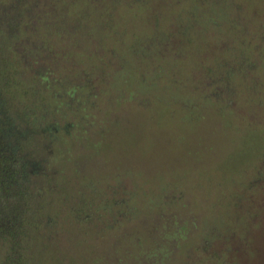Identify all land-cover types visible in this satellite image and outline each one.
<instances>
[{"label": "rangeland", "instance_id": "1", "mask_svg": "<svg viewBox=\"0 0 264 264\" xmlns=\"http://www.w3.org/2000/svg\"><path fill=\"white\" fill-rule=\"evenodd\" d=\"M207 3L216 19L209 32L219 35V44L210 43L207 28L200 31L198 53L191 50L178 64L186 80L180 73L171 75L176 85L155 82L151 68L143 66L136 73L142 63L139 54L128 44L107 45L106 29L97 40L87 37L79 45L52 37L66 58L50 49L48 60L37 50L39 30L35 35L26 30L22 43L31 70L10 76L1 70L5 101L13 99L2 107L24 130L39 123L38 134L23 144V159H41L44 167L12 192L2 184L0 171V201H12L19 209L4 208L0 214V264H23L26 259V264H123L121 258L141 264L148 252L134 246L136 234L144 227L157 234L148 224L169 220L180 210L171 202L156 208V198L188 204L210 194L212 202L226 195V179L242 185L249 167H264L258 161L264 156V0ZM133 26L138 33L137 22ZM79 48L84 57L70 52ZM93 50L97 56L90 54ZM237 60L246 69L238 81L226 76V71L243 72ZM48 61L55 68L53 79L64 85L61 90L80 86L57 103H51L54 97L44 94L34 78V67L41 69ZM195 98L200 99L196 104L185 103ZM48 124L53 133L41 134ZM220 181L224 187L216 189ZM188 209L180 212L181 221L190 218ZM198 209L193 214L197 219L202 216ZM9 218L16 220L15 231L2 224ZM196 232L193 228L191 238ZM186 250L185 261L179 253L184 250H176L175 264L194 262L196 246Z\"/></svg>", "mask_w": 264, "mask_h": 264}, {"label": "trees", "instance_id": "2", "mask_svg": "<svg viewBox=\"0 0 264 264\" xmlns=\"http://www.w3.org/2000/svg\"><path fill=\"white\" fill-rule=\"evenodd\" d=\"M207 1L209 0H0V73L2 70L6 76H10L13 71L24 73L31 70L26 47L22 43L26 30L32 29L34 35L36 29L39 30L41 38L37 50L40 49L41 54H46L48 60L51 58L50 49H54L58 56L63 55L66 58V54L51 41L52 37L67 39L71 44L79 45L81 40L87 37L97 40L99 32L106 29L108 34L104 42H111L107 45L116 47L117 43L121 46L128 44L133 54H139L142 63L134 69L136 73L144 70L143 66L145 69L151 68L155 74L153 77L155 82L176 85L178 81L171 75L180 73L178 64L187 58L191 50L198 51L196 36L200 31L207 28L210 43L219 44V37L216 36L218 34L209 32L216 19L208 10L210 6ZM135 22L138 24V33L133 31L136 29L133 26ZM131 34L134 35L130 37ZM33 50L34 48L28 52L32 53ZM70 52L80 58L86 55L81 48ZM96 52L93 50L90 54L97 56ZM235 62L233 59L232 65ZM237 62L238 66L243 68V72L231 75L226 71V76L238 77V81L242 79L241 75L243 78L246 76V69L244 71L241 62L238 60ZM53 67L49 61L41 69L34 67V74H37L34 78H39V85L44 94L48 92L54 97L51 103H57L63 101L69 92L76 93L80 86L69 85L67 90H61L64 85L53 79L55 74ZM184 75L180 73L181 80L185 81ZM208 82L212 86L215 85L211 80ZM253 82L257 83L256 80ZM253 82L248 83L250 87L255 84ZM27 86L32 87L30 84ZM231 87L235 91L236 87L233 85ZM23 94L19 98L22 102L26 99V93ZM3 95L4 90L0 86V133L6 130L8 135L5 138L0 137L1 182L10 191L12 188L15 191L16 188L22 189L25 181L32 179L33 174L43 172V168L40 167L44 166L40 162L41 159L40 161L27 157L23 159V147L31 140L24 137L29 131L24 130L16 119L10 120V125L7 124L8 119L5 118V108L2 105L4 102L12 105L13 99L10 96L6 102ZM199 100L198 98L185 100V103L196 104ZM262 103L260 102L261 106H264ZM257 104L259 102H256ZM257 117L259 118V115ZM253 122H257L256 119H252L251 123ZM40 133L51 135L53 133L51 125H46ZM258 161L264 162V156ZM260 165L264 166V163ZM17 167H21V170ZM243 180L244 183L241 185L236 179H226L228 187H224L223 182H218L215 188L220 189L223 186L226 195L215 198L211 200L212 202H209L210 194L203 200H193L188 204L187 202L179 204L176 199L167 202L169 198L166 200L161 196L156 198V208L171 202L177 206L175 211L180 210L169 217L170 221L161 218L148 224L149 229L153 226L158 230L157 234L151 229L153 235L150 236L145 227L142 233L136 234L137 242L134 246L148 252L141 264H175L177 249L184 250L183 253H179L183 254L182 260L185 261L184 253L190 244L195 245L197 251L193 264H264V167H249ZM177 183L181 184V181ZM230 190L233 191L229 192ZM172 195L174 196L173 193ZM8 202L5 204L4 201H0V214L5 213L4 208L8 210L10 207L19 212V209L11 206L12 201ZM198 208L201 209L202 216L197 213V219L193 214ZM187 209L186 212L191 216L181 221L180 212ZM34 212L36 214L37 211ZM138 219L140 220V217ZM13 222L16 220L9 218L7 223L5 221L2 224L5 225V229L15 231ZM121 224L122 222H119V225ZM119 225L116 229L120 227ZM123 226L125 225L121 227ZM161 228L163 229L160 230ZM193 228L197 232L195 237L191 238ZM61 237L65 238L63 234ZM134 260L121 258L123 264H129ZM27 261L26 259L23 264ZM186 263L191 262L187 259Z\"/></svg>", "mask_w": 264, "mask_h": 264}, {"label": "flooded vegetation", "instance_id": "3", "mask_svg": "<svg viewBox=\"0 0 264 264\" xmlns=\"http://www.w3.org/2000/svg\"><path fill=\"white\" fill-rule=\"evenodd\" d=\"M5 115H6L5 118L8 119V121H7L8 123L7 124L10 125V123H9L10 120L13 121L15 119L14 117H16V116H14L12 112H9V110H6ZM36 126H37V128H34V130H32V133H30V131L29 132L25 131L26 134H25L24 137H28L27 139H33V138H31V136L33 135L35 137V135L38 134L37 132H39V129H38L39 128V123H37ZM4 129H5V127H4ZM5 136H8V135L6 133V130H3L2 133H0V137L5 138Z\"/></svg>", "mask_w": 264, "mask_h": 264}]
</instances>
